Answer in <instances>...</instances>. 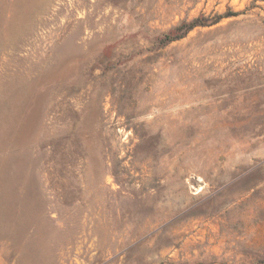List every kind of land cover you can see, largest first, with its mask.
I'll return each mask as SVG.
<instances>
[{"label":"rangeland","instance_id":"obj_1","mask_svg":"<svg viewBox=\"0 0 264 264\" xmlns=\"http://www.w3.org/2000/svg\"><path fill=\"white\" fill-rule=\"evenodd\" d=\"M0 264H264V0H0Z\"/></svg>","mask_w":264,"mask_h":264},{"label":"trees","instance_id":"obj_2","mask_svg":"<svg viewBox=\"0 0 264 264\" xmlns=\"http://www.w3.org/2000/svg\"><path fill=\"white\" fill-rule=\"evenodd\" d=\"M233 14H235V12H229L225 15H218L213 18L199 15L190 20L182 19L177 24L171 26L167 31L162 33L161 37H159V43L160 45H165L168 42L182 38L196 26L211 25L218 22L221 17Z\"/></svg>","mask_w":264,"mask_h":264}]
</instances>
